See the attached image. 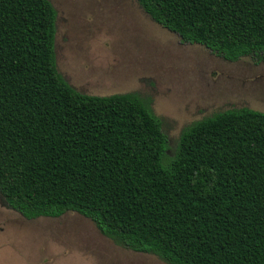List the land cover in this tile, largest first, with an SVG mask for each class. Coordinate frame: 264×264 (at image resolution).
Masks as SVG:
<instances>
[{"label": "trees", "instance_id": "trees-1", "mask_svg": "<svg viewBox=\"0 0 264 264\" xmlns=\"http://www.w3.org/2000/svg\"><path fill=\"white\" fill-rule=\"evenodd\" d=\"M184 42L264 61V0H138ZM50 0H0V196L28 220L76 212L168 264H264V113L168 137L136 93L79 92L57 69ZM166 159L168 161H166Z\"/></svg>", "mask_w": 264, "mask_h": 264}, {"label": "rangeland", "instance_id": "rangeland-1", "mask_svg": "<svg viewBox=\"0 0 264 264\" xmlns=\"http://www.w3.org/2000/svg\"><path fill=\"white\" fill-rule=\"evenodd\" d=\"M50 1L60 74L86 95L136 93L147 101L168 137L167 159L197 121L232 109L264 113V61L231 62L184 42L137 0ZM0 264L168 263L119 245L76 212L28 220L0 196Z\"/></svg>", "mask_w": 264, "mask_h": 264}, {"label": "flooded vegetation", "instance_id": "flooded-vegetation-1", "mask_svg": "<svg viewBox=\"0 0 264 264\" xmlns=\"http://www.w3.org/2000/svg\"><path fill=\"white\" fill-rule=\"evenodd\" d=\"M138 1V0H137ZM2 199V198H1ZM3 200V199H2ZM4 202V201H3ZM7 206V205H6Z\"/></svg>", "mask_w": 264, "mask_h": 264}]
</instances>
